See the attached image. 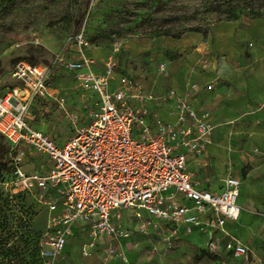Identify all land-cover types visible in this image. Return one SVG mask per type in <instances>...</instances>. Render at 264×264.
I'll return each mask as SVG.
<instances>
[{"label":"built area","instance_id":"obj_1","mask_svg":"<svg viewBox=\"0 0 264 264\" xmlns=\"http://www.w3.org/2000/svg\"><path fill=\"white\" fill-rule=\"evenodd\" d=\"M72 44L77 55H63L59 64L81 92L97 94L99 103L85 125L77 126V118L68 116L73 134L60 146L25 119L33 102L48 99L66 113L64 98L49 94L45 65L17 61L10 75L19 86L0 91V135L9 145L14 190L38 194L47 211L40 258L59 257L77 224L85 225L90 236L81 249L84 256L100 236L114 241L129 237L121 226L124 210L131 213L137 232L165 231L166 245L179 233L198 229L209 235V252H217L221 242L235 259L247 257L249 248L226 229L228 221L239 219V181L227 176L223 192L209 193L197 189L185 173L186 155L200 156L210 142V114L196 113L188 93L167 89L145 95L140 82L125 77L116 81L112 55L103 61L102 72L95 73L96 61L82 35H75ZM164 69L161 64L157 71L162 74ZM166 101L173 102L175 123L151 121L148 103ZM25 148L46 159L44 173L23 171ZM180 195L191 205L183 204ZM207 213L211 219L203 224L201 217Z\"/></svg>","mask_w":264,"mask_h":264},{"label":"rangeland","instance_id":"obj_2","mask_svg":"<svg viewBox=\"0 0 264 264\" xmlns=\"http://www.w3.org/2000/svg\"><path fill=\"white\" fill-rule=\"evenodd\" d=\"M231 1L238 7L214 8L213 0H91L75 31L74 25L85 12L87 0H0V91L19 86L10 75L17 61L45 65L50 74L49 87L65 95L69 113L83 117L95 98L73 91L71 74L59 64V58L75 46V35H82L90 56L101 65L107 56L115 58V78L146 82L149 74L158 69L160 37L207 31L234 19L264 21V0ZM32 105L28 119L41 125L55 143L60 144L71 134L65 112L56 104ZM3 144L0 136V264H70L66 260L72 253L64 251L53 260L39 258L37 249L44 240L47 211L38 194L17 195L9 164L3 163L7 158L1 153ZM25 153L22 168L26 174L44 173L49 168L43 156L27 148ZM138 235L149 237L152 233ZM206 244L200 239L193 260L203 259L205 264H264V236L249 239L248 256L239 260L225 251L221 242L217 252H209ZM166 248L173 250L172 245ZM148 253L151 249L143 247L141 254Z\"/></svg>","mask_w":264,"mask_h":264},{"label":"crops","instance_id":"obj_3","mask_svg":"<svg viewBox=\"0 0 264 264\" xmlns=\"http://www.w3.org/2000/svg\"><path fill=\"white\" fill-rule=\"evenodd\" d=\"M159 44L161 53L157 67L163 64L164 72L161 74L156 68L146 82L135 81L142 84L145 95H160L167 89L188 93V100L196 113L210 114L213 126L210 142L200 156L186 155L185 173L197 189L209 193L223 192V180L227 176L239 181L236 199L240 209L239 219L228 221L226 229L247 246L249 239L264 236V21L219 23L205 33L190 32L175 39L162 36ZM76 53L74 46L66 56L72 58ZM100 63L96 61L95 73L102 72ZM71 78L73 91L80 93L72 74ZM48 89L51 96H61L65 100V118L71 129L67 140L73 134L68 116L77 118V126L87 124L89 112L98 108V96L87 93L95 100L83 117L78 118L77 113L67 111L64 94L50 87ZM75 92L69 93L73 95ZM41 103L54 102L48 99ZM148 108L151 121L159 118L162 122L175 123L172 101L148 103ZM29 112L30 109L25 116L29 126L46 134L41 125L36 126L28 119ZM64 141L60 144L53 142L60 146ZM180 198L183 204L191 205L181 195ZM210 216L207 213L201 217L203 224L210 221ZM144 217H147L146 214ZM120 220L129 237L114 241L100 236L88 256L81 251L90 241L88 228L83 224L73 227L70 239L62 250V254L63 251L72 253L66 263L205 264L203 259L196 261L193 257L198 254L200 239L207 243V233L198 229L189 235L181 232L172 239L173 250H169L164 241L165 231L151 229L149 237L138 235L137 224L127 210L121 212ZM82 241L85 243L81 245ZM143 247L151 249V253L142 255Z\"/></svg>","mask_w":264,"mask_h":264},{"label":"trees","instance_id":"obj_4","mask_svg":"<svg viewBox=\"0 0 264 264\" xmlns=\"http://www.w3.org/2000/svg\"><path fill=\"white\" fill-rule=\"evenodd\" d=\"M90 3H91V0H87V2H86V8H85V12L83 13V15L78 19V21L75 23V25H74V29H75V31H77L78 30V28H79V26H80V24H81V22H82V20L85 18V16H86V11H87V9H88V7H89V5H90ZM212 6L214 7V8H219L220 6H228V8L230 7V8H233V7H238L237 6V4H234L231 0H213V2H212ZM235 20V19H234ZM194 32H202V33H205L206 32V30L205 31H199V30H194ZM164 36H168V35H164ZM179 36H175V37H173L174 39L175 38H178ZM1 136V135H0ZM2 137V136H1ZM3 138V137H2ZM4 139V138H3ZM1 153L2 154H7V158L4 160V164L6 165V163H8L9 164V167H10V169H11V172H12V164H11V155H10V149H9V145H8V143L4 140V144H3V146H2V148H1ZM27 193H22V192H18L17 193V195H26ZM28 195V194H27ZM41 246V245H40ZM40 246L38 247V249H37V253H38V256H39V258H40V252H39V250H40Z\"/></svg>","mask_w":264,"mask_h":264}]
</instances>
